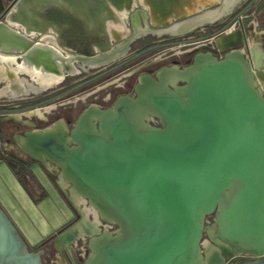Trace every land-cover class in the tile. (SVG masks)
<instances>
[{
	"label": "water",
	"instance_id": "95a60500",
	"mask_svg": "<svg viewBox=\"0 0 264 264\" xmlns=\"http://www.w3.org/2000/svg\"><path fill=\"white\" fill-rule=\"evenodd\" d=\"M19 1L9 3L0 24L7 20ZM214 7L216 5L208 9ZM203 11L172 18L159 25L150 24V27L167 28ZM33 13L32 9L17 17L30 25L35 34L16 32L14 26H0V41L12 39L20 45L17 58L28 53L53 30L58 32L54 31L53 35L60 52L68 49L88 57L106 52L123 40L110 39L102 28L100 34H92L99 39V44L83 48L79 41L84 34L75 33L74 29L60 32L61 26L58 29L44 24L46 21L58 24L82 20L66 19L60 11H46L45 14L53 16L39 21ZM129 21L133 28L132 15ZM209 24L171 36H183ZM74 41L78 42L74 43L77 46L67 48ZM242 44L243 35L236 30L217 38L215 47L203 46L210 52L232 50L222 59L210 52H196L192 63L182 68L194 66L193 75L184 86H179V91L174 87L146 94L140 91L136 99L121 102L117 115L104 122L103 131L79 127L80 120L86 122L81 116L76 125L75 136L80 142L76 147H69L68 141H57L50 134L31 136L30 143L43 152L46 159L60 162L125 224L124 235L117 236L116 230L115 237L102 238L98 243L99 257L94 264H199L205 231L203 221L218 210L227 193H230L227 205L217 216L222 237L245 247V254L251 261L244 264H264V95L255 87L252 69L264 67V62L257 60V55L262 53L258 49L251 51L252 63L244 59L236 50ZM126 53L102 65L89 67L109 65L123 59ZM199 55H208L207 60L195 65ZM41 61L44 67H52L49 57ZM166 68L169 67L162 68L156 76ZM64 74L62 72L61 80ZM182 88L184 93H180ZM139 99L157 112L151 116L159 118L161 127L144 121V125L138 127L131 121L132 102ZM29 132L26 131V135ZM32 156L47 166L39 157ZM105 221L122 228L117 220ZM69 228L55 236L57 244H71L75 240ZM43 253L44 249L35 250L26 245L0 207V264H44ZM237 256L236 259L242 258ZM89 258L88 255L84 264Z\"/></svg>",
	"mask_w": 264,
	"mask_h": 264
},
{
	"label": "bare ground",
	"instance_id": "6f19581e",
	"mask_svg": "<svg viewBox=\"0 0 264 264\" xmlns=\"http://www.w3.org/2000/svg\"><path fill=\"white\" fill-rule=\"evenodd\" d=\"M239 1L240 0H20L8 14L7 20L1 23L0 26H14L17 28V30L14 29L16 32L20 30L19 32L23 34H35L30 25L18 19L22 12H30L32 8H34V17L41 21L46 15L53 16L52 14H45L47 9H57L58 7L65 6L71 14L81 17L83 20L84 26L81 29L84 37L79 41L81 42L79 45L80 47L97 46V44H99V39L97 37L93 38L92 34H95L93 33L95 31L99 33L102 28H105L103 32L105 31L110 39L122 38L123 40L113 44L106 52L88 57L71 52V50L68 49H66L65 53L62 51L61 53L59 51L61 50L60 47L54 43L53 34H58V32L53 30L50 31L49 35L47 34L44 36L41 41L35 43L32 49L20 58L15 56L16 52L20 50V45L12 39L2 40L0 41V83H8L12 91L16 94H22L26 92V86L24 84L26 79L21 77V75H26L32 79L33 84L35 83V85H37V90L53 87L60 82L62 72H77V68L74 65L76 62L86 66L102 65L103 63L123 56L127 51L129 42L139 34L149 32L169 35L181 34L188 28H194L205 23H212L220 19L228 14L230 9L236 6ZM213 5H216V7L208 9ZM198 11H203V13L185 22L175 23L170 27L161 29L150 27V24H163L170 21L172 18L187 16ZM131 15L133 21L132 29L135 30L134 34L130 33L131 31L127 25ZM42 24L43 23H40L39 25ZM44 24L53 26V23L49 22ZM104 24L105 26L103 27ZM61 30L62 29H60V31ZM76 41L70 43L67 48L77 46L74 44ZM6 50L13 52L6 53ZM33 50H36V52H33ZM48 57L52 60L51 68L44 67L41 61L46 60ZM207 57L208 55H199L196 58L195 65H200L203 61L207 60ZM193 67L194 66L182 69L176 66H170L159 72L157 80H151V82L149 80L151 78L142 77L137 86L138 92L142 91L148 93L149 91L165 88L170 89L172 87L178 90L180 87L177 85V82L179 80H189L193 75ZM6 90V87L0 89V95L6 93ZM182 90L183 88L180 89V93H184V90ZM124 100H126V98L120 97L117 104L107 110L90 107L82 115V118H84L86 122L84 123L83 119L80 120L79 127L82 129L98 130L95 126V121L98 120L100 122L99 130L103 131L104 122L117 115L118 109L122 107L121 102ZM132 103V110L129 112L130 119L138 127L144 125V119L150 118L151 115L157 113L140 99ZM53 107L54 106H46L42 109L36 108L26 112L25 115L29 117L35 114L40 118H45V114L49 113ZM21 115L24 114H15L9 117H14L15 120L22 123L33 124L30 118H22ZM40 133L50 134L60 141L65 140V142L68 140H75V137L66 133V128L62 122H56L44 130L30 131L26 137L17 135L16 139L17 143L24 151L39 157L51 171L58 175L57 179L59 184L66 192L71 204L79 212L80 219L69 228L76 238L71 244H57L59 253L57 262L58 264H67L63 259L62 249L65 248L67 251L71 252L74 246L73 243L76 242L77 245L78 240H85L89 237L92 253L86 264H94L99 257L96 252L98 243L103 240L102 238L110 240L112 237H115L107 226L103 230L100 229L103 224L102 220H117L120 223L122 228L117 230V236L125 234V224L120 217L103 204L101 199L83 187L60 162H50L44 157L43 152H40L36 146L30 143L29 140L31 136L39 135ZM229 196L230 193H227L226 199L219 204L217 216L226 207ZM205 232L209 240L203 242L202 247L204 255L199 264H224L225 258H231L246 252L245 247L241 244L234 243L222 237L217 220L212 225L205 227ZM80 248H83V245H81Z\"/></svg>",
	"mask_w": 264,
	"mask_h": 264
},
{
	"label": "flooded vegetation",
	"instance_id": "af4514ba",
	"mask_svg": "<svg viewBox=\"0 0 264 264\" xmlns=\"http://www.w3.org/2000/svg\"><path fill=\"white\" fill-rule=\"evenodd\" d=\"M11 1L12 0H0L1 20L3 19V17L1 18V15ZM251 2L252 1H247L246 3L243 2L238 6V8L241 9V11L248 9L251 4H253ZM234 18L235 16L231 18L230 21H233ZM195 39H199L198 35L196 34L194 39H186L185 42L188 43ZM165 40H156L148 43H142L133 48L123 59L115 61L106 66H99L92 72H88L86 70V67L88 66L76 62L74 65L77 68V72H65L64 78L59 84H57V87L37 90V85L32 83L33 81L29 76L21 75V77L26 79L24 82L26 86V92L22 94H16L14 91H12L8 83L1 82L0 89H4V87H6L7 92L0 95V160L8 162L14 173L18 174L20 178H34L33 169L35 168L37 171L46 174L62 191L58 183L52 180V176L58 178V175L51 171L43 163L36 160L30 153L24 151L17 143V135L26 137V131H41L56 122H62L66 128V133L75 137V140H68L67 145L69 147L78 146L80 142L75 136L76 130L78 129L76 125L78 124L80 117L90 107H95L100 110H107L112 108L120 97L126 98V100L123 101L124 103L128 102L129 99H136L139 94V92L136 91V88L140 82V78H151L149 79L150 82L151 80H157L156 73L165 67L164 65L159 66L158 63L162 60L169 61L173 59L171 57L175 54L174 52H171L164 56L165 58L154 61H151L148 58L146 59V54L153 48L161 46L162 44H176L177 41H182L177 39L174 42L171 39L170 42H165ZM181 57L183 60H177L176 63L171 66L181 68L192 61V55L190 54H183L178 58ZM119 67L123 68L121 70L122 72L117 71ZM72 77L75 79L72 82H69V79ZM84 84L87 85V92H85L83 95L73 94V92L79 86L84 87ZM67 97H73V99H69ZM61 98L67 99L61 101L59 100ZM46 106L54 107L49 111V113L45 114V118H40L35 114L29 117L25 115V113L28 111L36 108L42 109ZM62 110H65L67 113L64 114L61 112ZM15 114H24L21 115V117L26 119L30 118L33 121V124L22 123L15 120L14 117H9ZM144 123L154 127L162 126L159 118L155 116H150V118L144 119ZM99 125L100 122L96 120L95 126L97 127L98 132H100ZM56 140L60 141L58 139ZM61 141L64 142L65 140ZM207 217L211 219V223L209 222V225H212L217 220V211H214ZM73 224L74 216L61 231L67 229ZM77 254L79 256V260L82 258L84 260L87 256L86 246L83 245V248H80L77 251ZM238 255H241L240 257L242 258L236 259V257H238L237 255L231 258H225V260H228L227 264H244L245 262L251 261L247 258L249 256H247L245 253ZM74 263L77 264L76 262Z\"/></svg>",
	"mask_w": 264,
	"mask_h": 264
},
{
	"label": "crops",
	"instance_id": "0c3cea01",
	"mask_svg": "<svg viewBox=\"0 0 264 264\" xmlns=\"http://www.w3.org/2000/svg\"><path fill=\"white\" fill-rule=\"evenodd\" d=\"M247 1L245 0L244 3ZM32 9L34 10V8ZM46 11L50 13L60 11L64 13L66 19L78 18L82 20L81 17L71 14L65 6L57 9L49 8ZM46 17L49 18L50 16L46 15ZM53 25L57 28L61 26V31L58 28L60 32H66V29H71V31L74 29L73 32L83 34L81 28L84 25L81 21L73 23L64 21L58 24L53 23ZM33 174L34 178L25 177L32 180L34 186L32 191L22 177L20 181L8 162L0 160V207L6 212L26 245L31 249L36 248L44 239L51 236L50 242L43 247L45 251H48V247L57 245L55 241L57 233L72 220L73 209L46 174L37 171L35 168ZM73 244L75 246L76 242ZM58 254V252L55 253L52 264H58Z\"/></svg>",
	"mask_w": 264,
	"mask_h": 264
},
{
	"label": "rangeland",
	"instance_id": "374dc122",
	"mask_svg": "<svg viewBox=\"0 0 264 264\" xmlns=\"http://www.w3.org/2000/svg\"><path fill=\"white\" fill-rule=\"evenodd\" d=\"M245 0H240L238 3H237V5L234 7V9L232 10V12H230L229 14H228V16L226 15V16H224V17H222L221 19H219V20H216L215 22H213V23H211V24H209V25H207V26H203V27H200V28H198L197 30H195V31H192V33H194V34H196V35H198V38H202V37H208V36H210L211 34H214L215 33V31L213 30L215 27H217L218 29H221V28H223L227 23H229V21H230V19L231 18H233L234 16L236 17V15L239 13V11H241V9H239L238 8V6L240 5V4H242L243 2H244ZM249 2L250 1H252V3L253 4H251V6L249 7V9L247 10L249 13H252V12H254V14L252 15V16H254V18H255V21L258 23V28H257V30H256V34H254L253 35V38H254V41L255 42H258V44H259V46L262 48V50L264 51V0H248ZM252 16H250L247 20H249ZM224 21V22H223ZM127 25H128V27H129V29H130V33H133L134 31H133V29H132V26H131V22L130 21H128V23H127ZM200 29H202V30H200ZM191 32L190 33H188V34H192ZM188 34H186V35H183V36H171V35H168V34H164V35H161V36H156L155 34H152V33H145V34H139V35H137L135 38H134V40L132 41V43L131 44H129V47H128V50H127V53H126V55L133 49V48H135V47H137L138 45H140V44H142V43H148V42H151V41H156V40H165V42L166 41H168V42H170L171 41V39H172V41H174L175 42V40H177V39H180V40H182V41H177V44L179 43H181V44H185L186 42V39H184V38H186L187 37V35ZM183 37V38H182ZM177 44H173V43H171V44H162L161 46H158V47H156V48H153L152 50H150L146 55H147V57H146V59L148 58V59H153L154 57H158L161 53H163V52H165V54L164 55H162V57L161 58H165V57H163V56H166V55H168L169 53H171V50H170V47L171 46H175V45H177ZM187 46L185 45V46H183V47H181V48H179L178 50H183V49H185ZM183 55V54H182ZM179 56H181V55H174V56H172L171 58H173V59H171V60H169V61H167V60H162V61H160L159 63H158V65L159 66H165V67H170L171 65H173V64H175L176 63V61L178 60V61H181V60H183L182 59V57L181 58H178ZM160 58V59H161ZM192 60H193V56H192ZM189 61H190V59H189ZM133 62V61H132ZM191 63H192V61H191ZM187 65H189V64H187ZM187 65H184L183 67H181V68H184V67H186ZM95 68H97V67H86V70L88 71V72H92ZM123 68L122 67H119L118 69H117V71H120V72H122L121 70H122ZM117 71H115V72H117ZM121 74V73H120ZM75 78H71V79H69V82H72L73 80H74ZM187 82H186V80H180V81H178L177 82V85L178 86H180V87H182V86H184L185 84H186ZM58 85H55V86H53V87H57ZM87 85L86 84H84V87H82V86H79L74 92H73V94H75V95H78V94H81V95H83L85 92H87ZM80 92V93H79ZM67 98H69V99H73V97H67ZM67 98H61V99H59V100H61V101H63V100H65V99H67ZM61 112H63L64 114H66L67 112L65 111V110H62ZM23 181L26 183V184H28V186L31 188V190L33 191L34 190V186H33V184H32V180H28V179H26L25 177H23ZM26 179V180H25ZM52 180H54L55 182H57L58 181V179L55 177V176H52ZM56 185V184H55ZM56 187H57V189L62 193V195L64 196V198L66 199V201L70 204V206L72 207V209L74 210L73 211V216H74V223L75 222H77L79 219H80V217H79V212L77 211V209L71 204V202L69 201V198H68V196L65 194V192H64V190L63 191H61L60 189H59V187L56 185ZM211 223V219H209L208 217H205V219H204V221H203V226H204V228L205 227H207L210 223ZM102 226L100 227V229H104V226H107V228L113 233V234H115V231L116 230H118L119 229V226L117 225V224H114V223H108V222H106L105 220H102ZM50 240H51V238H50ZM50 240H48V241H46V242H44L41 246H39V247H37V248H34L35 250L36 249H43V247L44 246H46L49 242H50ZM207 240H209V237L207 236V234H206V232L204 231V233H203V237H202V244L200 245V250H201V255H202V257H203V255H204V250H203V247H202V245H203V242H206ZM81 240H78V242H77V245L76 246H73V248H72V250H71V252H69V251H67V249H65V248H63L62 249V256H63V258L66 260V262L68 263V264H75L74 262H76L77 264H84V260H83V258L82 259H80L79 260V256H78V254H77V251L79 250V248L80 247H78L79 245L81 246V245H84V246H86V252H87V256L89 255H91V253H92V247L90 246V241H89V237H87L85 240H82L81 242H80ZM82 243V244H81ZM56 247V248H55ZM55 247H53V245H51L50 247H48L49 248V250L48 251H45L44 250V253H43V255H42V260H43V262H44V264H52V260H53V258H54V255H55V253H57L58 252V246L57 245H55ZM86 256V257H87ZM227 262H228V260H225V263L224 264H227Z\"/></svg>",
	"mask_w": 264,
	"mask_h": 264
},
{
	"label": "built area",
	"instance_id": "2783aa9c",
	"mask_svg": "<svg viewBox=\"0 0 264 264\" xmlns=\"http://www.w3.org/2000/svg\"><path fill=\"white\" fill-rule=\"evenodd\" d=\"M248 9H244L240 11L236 15L234 20L227 23L223 28L218 29L217 27H215L213 29L215 33L211 34L208 37H202L199 39H195L188 43L186 42L185 44L176 43L177 45L170 47L171 52H174L175 55L190 54L192 56H194L196 52L208 53L210 51L207 49H203V46L215 47L214 42L216 41L217 38H219L220 36L224 34L232 33L236 30H240L243 35V44L238 46L236 50H238L242 54L244 59L252 63V52L251 51L252 49H255V50L258 49L262 51V53L257 55V59L260 60L259 62H264V51L259 46L258 42H255L253 38V35L256 34L258 23L255 21L254 16H252L254 12L249 13L247 11ZM250 16L252 17L249 20H247ZM194 37H195V34L192 33V34H188L187 37L184 39H194ZM185 45L187 46L185 49L178 50L179 48ZM231 50L232 49L216 50V52H210V53L217 59H222L224 55ZM164 54L165 52L161 53L158 57H154L153 59H150V60L151 61L159 60ZM252 69L254 71V78L256 81L255 87L257 90L262 92V94L264 95V80H262L264 79V67H261V68L253 67ZM257 73H259V75ZM260 77H262V79Z\"/></svg>",
	"mask_w": 264,
	"mask_h": 264
},
{
	"label": "trees",
	"instance_id": "16d2710c",
	"mask_svg": "<svg viewBox=\"0 0 264 264\" xmlns=\"http://www.w3.org/2000/svg\"><path fill=\"white\" fill-rule=\"evenodd\" d=\"M15 174H16V173H15ZM16 176L20 179V177L18 176V174H16ZM20 181H21V179H20ZM22 183H23V182H22ZM50 238H52V237L50 236V237L44 239L40 244H38V245L36 246V248L39 247V246H41L44 242L50 240Z\"/></svg>",
	"mask_w": 264,
	"mask_h": 264
}]
</instances>
